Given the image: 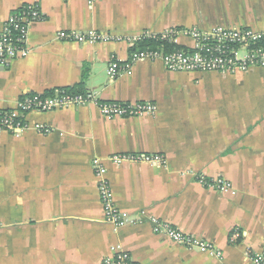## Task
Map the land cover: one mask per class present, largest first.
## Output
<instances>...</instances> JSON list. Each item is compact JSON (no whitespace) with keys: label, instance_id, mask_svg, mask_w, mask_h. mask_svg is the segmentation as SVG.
<instances>
[{"label":"crops","instance_id":"1","mask_svg":"<svg viewBox=\"0 0 264 264\" xmlns=\"http://www.w3.org/2000/svg\"><path fill=\"white\" fill-rule=\"evenodd\" d=\"M29 5L43 20L30 29L27 58L0 68V111L81 88L102 103L157 110L109 120L96 104L72 106L27 114L17 134L0 131V264H103L119 253L133 264H251L264 250V68L172 72L161 60L132 63L138 47L128 40L264 31V0H0V28ZM88 31L113 40L58 38ZM177 44L194 46L183 33ZM112 63L121 69L115 79ZM140 155L165 163L113 161ZM96 161L129 218L121 226L107 221ZM218 180L235 193L220 192ZM165 225L212 244L223 259L174 243L157 231Z\"/></svg>","mask_w":264,"mask_h":264},{"label":"built area","instance_id":"2","mask_svg":"<svg viewBox=\"0 0 264 264\" xmlns=\"http://www.w3.org/2000/svg\"><path fill=\"white\" fill-rule=\"evenodd\" d=\"M97 0H90L96 2ZM43 20L42 13L37 5H29L21 11L13 14L0 28V68H7L19 59H25L30 53L27 41L32 25ZM193 40L191 48L182 47L172 52L136 51L131 62L142 60H161L165 67L172 72L193 73H228L237 74L247 72L253 68H264V31H255L248 28H216L212 32H202L197 29L178 32L167 31L157 35L144 32L139 36L130 38L132 46L138 45L146 38L161 36L169 43L177 44V38L182 34ZM61 41L78 44L108 42L113 40L110 36L96 31L88 32H61L58 34ZM178 45V44H177ZM131 62L125 67L129 69ZM121 73L120 66L112 63L109 68L111 79L117 78ZM96 104L102 115L111 120L115 118H134L146 114L156 113L157 108L151 104H137L135 106L117 103H102L91 93L74 94L61 91L55 96L32 95L22 102L13 111H0V131L19 133L25 129V117L31 112H51L66 109L72 106H86ZM40 131L48 134L49 129L40 128ZM117 164L126 161L163 165L165 159L157 155L117 156L113 158ZM95 173L99 179V192L106 213L107 221L115 226H121L129 222V218L123 214L114 204L112 190L106 179V169L99 161L94 165ZM205 183V181H201ZM213 185L222 193L234 194L229 182L218 180ZM158 232L166 234L174 243L185 246L190 250H199L223 259L222 252L203 239L187 236L171 226H160ZM252 264H264V250L254 255ZM103 264H133L129 254L119 253L115 258H106Z\"/></svg>","mask_w":264,"mask_h":264},{"label":"trees","instance_id":"3","mask_svg":"<svg viewBox=\"0 0 264 264\" xmlns=\"http://www.w3.org/2000/svg\"><path fill=\"white\" fill-rule=\"evenodd\" d=\"M138 50L140 51H150V52H159L161 50H165V52H172L174 50H180L182 47L174 44L169 43V41H165L162 39L161 36H155V37H148L144 39L142 42H140L138 45ZM80 94H85L84 89H78L77 91ZM85 92V93H84ZM52 92H49L47 95L52 96ZM74 94H76L74 92Z\"/></svg>","mask_w":264,"mask_h":264},{"label":"rangeland","instance_id":"4","mask_svg":"<svg viewBox=\"0 0 264 264\" xmlns=\"http://www.w3.org/2000/svg\"><path fill=\"white\" fill-rule=\"evenodd\" d=\"M252 257H253V256H252ZM252 257H251V258H252ZM251 258H250V262H251V264H252V259H251Z\"/></svg>","mask_w":264,"mask_h":264}]
</instances>
